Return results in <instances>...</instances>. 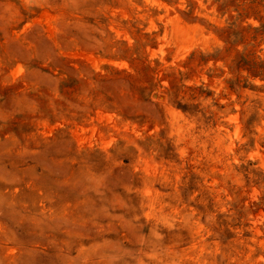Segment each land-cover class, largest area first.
Returning a JSON list of instances; mask_svg holds the SVG:
<instances>
[{"label":"rangeland","instance_id":"rangeland-1","mask_svg":"<svg viewBox=\"0 0 264 264\" xmlns=\"http://www.w3.org/2000/svg\"><path fill=\"white\" fill-rule=\"evenodd\" d=\"M0 264H264V0H0Z\"/></svg>","mask_w":264,"mask_h":264}]
</instances>
